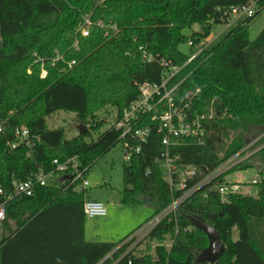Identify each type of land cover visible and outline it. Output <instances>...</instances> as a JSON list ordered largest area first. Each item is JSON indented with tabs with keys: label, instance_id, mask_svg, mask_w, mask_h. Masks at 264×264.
Masks as SVG:
<instances>
[{
	"label": "trees",
	"instance_id": "obj_1",
	"mask_svg": "<svg viewBox=\"0 0 264 264\" xmlns=\"http://www.w3.org/2000/svg\"><path fill=\"white\" fill-rule=\"evenodd\" d=\"M253 1L259 9L264 7V0H0V124L4 128L0 133V185L5 193H12L13 180L25 181L33 173L53 169L54 160L78 157L81 167L90 169L120 142L121 132L112 127L96 140H90L87 130L66 140L62 129H47L48 116L65 111L82 119L93 118L94 112L112 106L119 118L137 99L141 84H158L161 79L159 64L143 62L139 47L157 60L183 66L194 48L183 54L178 50L181 43L192 39L198 44L209 38L214 25L230 23V16L224 15L227 9ZM85 17L104 26L115 25L118 32L104 37V30L93 26L83 38L77 30ZM253 17L227 32L220 44L202 51L176 78L187 77L175 95L177 103L199 90L189 113L211 111V118L203 122L206 136L202 144L185 139L167 151L177 169H195L187 189L243 150L250 132L264 133V27L250 40L248 23ZM196 24L201 31L185 38L182 31ZM57 55L64 61L75 60L76 65L61 73L62 61L52 66ZM40 60L47 70L45 79L40 78ZM21 126L39 141L31 150L22 146L9 151L12 132ZM161 138L153 131L122 169L121 202L148 205L154 209L153 217L183 193L165 181ZM261 145L238 167L251 168L248 161L257 159L260 181L255 184L256 193L234 194L222 202L214 187L223 178L200 187L175 217L165 218L149 232L148 238L158 243L154 264H195L207 247L205 235L192 228L180 212L217 231L225 251L216 264H264V137ZM173 178L176 183L178 174ZM84 199V192L61 191L50 185L36 188L32 197L9 200L0 264H151L148 258L116 251L119 244L84 243L83 219L80 248L76 251L70 242L63 249L61 217L70 220L75 208L82 210ZM233 229L238 232L236 240ZM167 236L173 240L168 253L161 245ZM109 255L111 261L106 260Z\"/></svg>",
	"mask_w": 264,
	"mask_h": 264
},
{
	"label": "built area",
	"instance_id": "obj_2",
	"mask_svg": "<svg viewBox=\"0 0 264 264\" xmlns=\"http://www.w3.org/2000/svg\"><path fill=\"white\" fill-rule=\"evenodd\" d=\"M254 14L255 11L252 9L251 4L243 7H230L224 12V15L236 16L237 18L240 16L249 18L254 16ZM93 26L104 30V37H110V33L114 36L118 32L115 25L104 26L101 21L93 23L89 17H85L77 33L81 37L87 38ZM209 43L208 38L198 44H195L192 39H188L186 44L188 48H194V51L183 66L174 65L170 60L166 59L157 60L156 57L147 53L143 47H139L143 62H157L161 67L162 73L160 82L158 84H141L138 87L139 95L137 99L131 102L122 111L119 118L116 115L115 123L112 126V128L121 132L119 143L122 144L126 163L130 161L132 155L138 154L141 151L142 145L147 143L153 131L161 135V145L165 149V153L162 154L163 160L161 161V166L165 165L167 167L165 181L169 184L171 189L183 191L179 197L172 200L171 204L166 209L155 215L149 221L145 227L148 234L165 218L169 216L175 217L179 212V207L200 187L216 180L221 174V172H219L220 168L227 166L229 169L236 164L247 161L253 154V151L247 152L249 148L245 147L189 189H187V181L194 177L195 169L191 167L177 169L174 165V160L170 159L168 156V149L172 146H176L180 140L191 139L199 144L204 142L206 129L203 122L211 118V111L210 113L205 112L202 114L189 113L191 111L190 106L192 98L198 94L199 90H196L195 93H187L182 104L177 103L175 95L179 86L187 78L183 77L177 80V76L182 69L186 65L192 63L202 51L207 50ZM73 47L77 50V43H75ZM58 61L64 63V67L59 70L61 73L72 69L76 65L75 60L64 61L62 56L57 55L55 60L52 61V66H55V63ZM40 63V78L45 79L47 77V70L44 68L42 60H40ZM3 131L4 128L2 124H0V133H3ZM12 137V141L7 144L9 151H14L22 146L31 150L39 141V139L24 126L14 128ZM27 156H29V153ZM53 165L54 167L50 171H38L31 174L30 178L25 181L13 180L12 193L9 195L5 193L3 187L0 185V239L2 237V225L6 218V204L13 197H32L36 188L50 186L48 181H53L54 179H58L60 182V186L55 187L61 191H65L69 188H72L74 192L85 191L89 184L85 178L89 168H82L78 157L69 158L64 162L54 160ZM176 173L178 174V178L177 182L174 183L173 175ZM66 175L71 176V179L68 181H60V179ZM259 181L260 178L257 175V177L252 180V184L255 185L259 183ZM214 189L219 194L222 202H228L231 195L240 194V184L237 182L216 184ZM82 210L86 219L103 218L107 215V209L102 202L91 201L86 198L83 201Z\"/></svg>",
	"mask_w": 264,
	"mask_h": 264
},
{
	"label": "rangeland",
	"instance_id": "obj_3",
	"mask_svg": "<svg viewBox=\"0 0 264 264\" xmlns=\"http://www.w3.org/2000/svg\"><path fill=\"white\" fill-rule=\"evenodd\" d=\"M251 5L255 15L248 23V34L249 39L254 40L264 27V7L259 9L256 1H253ZM246 19V16H240L238 19L236 16H230V22H232L228 25H214L213 32L209 36L210 43L207 49L220 44L227 32L240 26ZM200 31V26L196 24L191 28L184 29L182 35L189 38L193 32ZM178 50L183 54L189 52L185 42L179 45ZM93 115V118L88 116L82 119L74 113L58 111L46 118V127L50 130L62 129L65 139L71 140L80 134L78 127L83 126L84 129L90 132V140H96L100 134L114 125L116 111L112 106H106L94 112ZM94 127H97L96 130H93ZM263 137L264 133H258L254 130L250 132L245 142L246 147L249 148L247 152L253 151L254 154L261 149ZM125 163L122 144L117 143L99 157L86 173L85 178L89 184L84 191L85 198L102 202L107 209V215L103 218L86 219L87 230H90L87 231V239L92 242L119 244L116 251L121 252L123 255L132 254L133 257L148 258L151 264H154L156 262L155 249L158 243L148 238V231L145 228L154 215V209L145 204H123L121 202L123 198L122 169ZM241 164H236L229 169L227 166H223L219 169L221 174L218 178H223L224 182L239 183L240 194L254 195L257 189L252 184V180L258 175L259 163L253 157L248 161L251 168L240 170L238 167ZM161 171L165 178L167 167L165 165L161 166ZM48 184L60 186L58 179L48 181ZM237 238L238 232L233 229L232 239L236 240ZM172 243V237L167 236L161 245L168 253ZM106 260H112L110 255Z\"/></svg>",
	"mask_w": 264,
	"mask_h": 264
},
{
	"label": "water",
	"instance_id": "obj_4",
	"mask_svg": "<svg viewBox=\"0 0 264 264\" xmlns=\"http://www.w3.org/2000/svg\"><path fill=\"white\" fill-rule=\"evenodd\" d=\"M1 46V41H0ZM80 134H84L86 129L83 126L78 127ZM71 176H63L60 181L70 180ZM181 216H184L190 222L192 228L203 233L208 241V245L203 249L195 259V264H216L225 251V247L220 240V236L217 231L210 225L202 222L200 219L192 216L185 215L180 212Z\"/></svg>",
	"mask_w": 264,
	"mask_h": 264
},
{
	"label": "crops",
	"instance_id": "obj_5",
	"mask_svg": "<svg viewBox=\"0 0 264 264\" xmlns=\"http://www.w3.org/2000/svg\"><path fill=\"white\" fill-rule=\"evenodd\" d=\"M208 41L210 42L209 38H208ZM65 212H66L65 210H62V213L64 215H65ZM82 219H83V242L84 243H93L92 241L87 239V235H88L87 231H90V230H87L86 218L83 214V210H81L80 208H75V210L72 211V215H71L70 220H66L64 216L61 217V220H62L61 223H63V225H62V228L60 226L59 229H61V232H63L62 233V237H63L62 248L63 249H68L70 242L75 243V246H76L75 250L76 251H78V248H80L81 241L79 239V237H80L79 231H80V226H82ZM11 226H12V229H14V225L12 223H11ZM16 264H21V263L17 262ZM60 264H70V262L69 261L68 262H62ZM74 264H77V263H74Z\"/></svg>",
	"mask_w": 264,
	"mask_h": 264
}]
</instances>
